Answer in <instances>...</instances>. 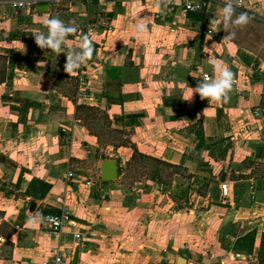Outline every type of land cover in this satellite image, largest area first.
<instances>
[{"label":"crops","instance_id":"0c3cea01","mask_svg":"<svg viewBox=\"0 0 264 264\" xmlns=\"http://www.w3.org/2000/svg\"><path fill=\"white\" fill-rule=\"evenodd\" d=\"M174 2L60 0L19 12L0 0V264H42L56 250L73 260L77 249V264H259L264 0H248V22L228 29L223 6L203 2L192 13ZM51 17L75 28L59 53L33 36ZM212 20L216 30L202 36ZM85 36L91 55L67 73L66 54ZM208 56L233 73L228 99L187 100L214 75ZM59 76L74 79L78 104L107 113L129 143L101 144ZM134 148L179 171L149 172L133 162ZM105 160L117 161L115 181L101 178ZM62 210L72 225L50 234L44 217Z\"/></svg>","mask_w":264,"mask_h":264},{"label":"clouds","instance_id":"9594fccd","mask_svg":"<svg viewBox=\"0 0 264 264\" xmlns=\"http://www.w3.org/2000/svg\"><path fill=\"white\" fill-rule=\"evenodd\" d=\"M240 0H223L222 17H223V28L228 29L230 26H242L248 22V14L246 12H239L235 15L237 7H239ZM216 21H210V32L216 30ZM44 25L47 32L34 33L35 43L41 49H49L53 52L59 53L61 46L66 43V37L69 33L75 31V28L66 25L61 19L57 17H51L44 21ZM146 25L136 23V31L143 35L146 31ZM234 33L228 32L224 39L230 38ZM91 55V45L87 36L82 38L80 45V51H69L66 54V64L64 70L67 73L72 72L75 68L79 67L89 56ZM207 60L212 66L213 77L209 79L205 77L199 81L193 89L192 95L187 99L190 100L193 93H198L201 99L207 98L208 102L220 101L221 99L227 100L228 93L232 89L234 80L233 73L230 68L225 67L221 63H218L216 59L208 56ZM29 224L34 223L33 219L28 221Z\"/></svg>","mask_w":264,"mask_h":264},{"label":"trees","instance_id":"16d2710c","mask_svg":"<svg viewBox=\"0 0 264 264\" xmlns=\"http://www.w3.org/2000/svg\"><path fill=\"white\" fill-rule=\"evenodd\" d=\"M59 79H62V82H64V86L61 87V93L71 99L76 105L77 118L84 121L89 129H91L90 124L93 122V124L97 123L96 125H98V127L94 126V128H97V130L94 129L93 134L101 141V144L102 141H105V144L107 143L116 147H121L129 143V141L123 137V131L112 127L111 120L107 113L89 105L78 104L76 95L79 86L74 82V79L67 76H59ZM132 160L135 164L139 162H146L148 164L149 172L152 171L153 166L156 167L155 170H160L163 172L167 170L168 173L179 171V167L167 164L157 158L147 157L139 153L136 148H134ZM44 187L46 190L49 188V186ZM259 264H264V234L261 239V254L259 255Z\"/></svg>","mask_w":264,"mask_h":264},{"label":"built area","instance_id":"2783aa9c","mask_svg":"<svg viewBox=\"0 0 264 264\" xmlns=\"http://www.w3.org/2000/svg\"><path fill=\"white\" fill-rule=\"evenodd\" d=\"M12 6L17 11L22 10H34L39 4L42 3H57L60 0H9ZM160 4L165 7H173L175 5L174 0H159ZM203 2L208 3H214L219 6H223V0H201V2H195V0H185L184 8L188 12L196 13L203 10ZM247 2L248 0H240L239 7H237V11H245L247 8ZM210 33V30H204L201 32L202 36H206ZM208 77V76H205ZM256 115H259V112H255ZM67 178L72 179L73 174L68 173ZM222 195L224 197H227L229 194V186L227 184L222 185L220 188ZM44 223L48 225V231L50 234L57 235L59 234L65 226L72 225L71 221V215L66 212L65 210H62L59 215H52L48 214L44 217ZM75 238L80 240L82 239V235L80 233L74 234ZM42 264H73L72 256L71 254L60 252L59 250L53 251L51 253V257L44 261Z\"/></svg>","mask_w":264,"mask_h":264},{"label":"water","instance_id":"95a60500","mask_svg":"<svg viewBox=\"0 0 264 264\" xmlns=\"http://www.w3.org/2000/svg\"><path fill=\"white\" fill-rule=\"evenodd\" d=\"M118 177V164L115 160H105L101 164V178L105 182L115 181ZM35 205V204H34ZM79 249L73 255V264H77ZM176 264H191L184 257H179Z\"/></svg>","mask_w":264,"mask_h":264}]
</instances>
